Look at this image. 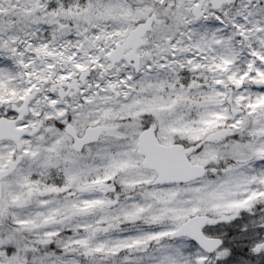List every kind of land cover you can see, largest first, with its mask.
I'll use <instances>...</instances> for the list:
<instances>
[{
	"label": "snow or ice",
	"instance_id": "6c2138e0",
	"mask_svg": "<svg viewBox=\"0 0 264 264\" xmlns=\"http://www.w3.org/2000/svg\"><path fill=\"white\" fill-rule=\"evenodd\" d=\"M0 264H264V0H0Z\"/></svg>",
	"mask_w": 264,
	"mask_h": 264
}]
</instances>
